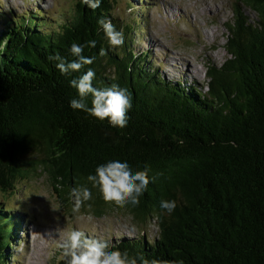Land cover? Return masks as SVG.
Segmentation results:
<instances>
[{
  "label": "trees",
  "instance_id": "1",
  "mask_svg": "<svg viewBox=\"0 0 264 264\" xmlns=\"http://www.w3.org/2000/svg\"><path fill=\"white\" fill-rule=\"evenodd\" d=\"M240 3L228 24L229 57L207 67V90L167 77L136 45V16L122 23L111 0L96 10L81 0L71 19L55 24L38 8L1 17L7 12L0 5V189L46 174L72 211L70 191L82 185L92 192L84 211L102 215L117 207L141 223L154 219L155 238H118L109 247L137 264H264V0ZM102 17L123 33V45H110ZM74 43L94 59L67 76L49 57L75 59ZM89 68L95 87L115 83L131 94L126 127L70 107L78 98L70 80ZM111 160L127 161L133 172L150 166L138 205L106 202L88 181ZM162 200L176 201L171 214ZM21 213L0 203V264H10ZM59 264H66L64 256Z\"/></svg>",
  "mask_w": 264,
  "mask_h": 264
},
{
  "label": "rangeland",
  "instance_id": "2",
  "mask_svg": "<svg viewBox=\"0 0 264 264\" xmlns=\"http://www.w3.org/2000/svg\"><path fill=\"white\" fill-rule=\"evenodd\" d=\"M80 1L0 0L1 11L7 12L1 17L38 8L55 24L71 19ZM131 1L133 8L127 0H111V11L122 23H131L136 16V45L150 52L152 61L167 77L195 81L207 90V67L222 64L229 57L225 48L228 24L234 21L241 0ZM246 13L256 16L249 7ZM0 203L22 212L20 238L11 249L10 264H59L64 255L56 229L65 236L80 230L89 238L108 240L110 245L118 238L144 235L153 239L159 231L154 219L138 222L125 208L115 207L102 215L81 207L72 211L70 205L61 203L46 174L20 179L8 192L0 189Z\"/></svg>",
  "mask_w": 264,
  "mask_h": 264
},
{
  "label": "clouds",
  "instance_id": "3",
  "mask_svg": "<svg viewBox=\"0 0 264 264\" xmlns=\"http://www.w3.org/2000/svg\"><path fill=\"white\" fill-rule=\"evenodd\" d=\"M83 3L93 10L100 7L101 0H83ZM98 23L102 26L109 43L113 47L124 43L123 33L117 31L111 20L100 18ZM95 41H89L88 45L95 47ZM71 56L75 59L68 60L59 55L50 56L49 59L57 62V68L62 74L71 76L74 72H80L86 65L93 63L91 57L83 55V47L72 44ZM101 49L100 55H105ZM95 71L89 68L79 77L72 78L70 85L77 89L78 98L70 100V107L84 110L100 120L108 119L112 127L124 128L128 122V111L132 107L131 94L126 88L118 84L109 87L97 88L93 85ZM91 96V107L88 105V97ZM150 166L146 165L142 170L133 172L127 161L111 160L97 166L95 174H90L87 179L92 186L98 188L106 202H114L120 207L126 204L138 205L139 197L146 191L150 183ZM155 180V177L151 178ZM70 198L74 201L73 211H78L84 201L92 198L91 189L86 186L73 187ZM176 201L162 200L160 207L171 214L176 208ZM61 238L60 247L66 258V264H137L136 259L129 258L127 253L120 250H109L110 244L105 239L89 238L83 231L72 230L66 236L59 229L55 230ZM145 264L147 262L145 261ZM157 264V262H153ZM183 264V262H179Z\"/></svg>",
  "mask_w": 264,
  "mask_h": 264
}]
</instances>
